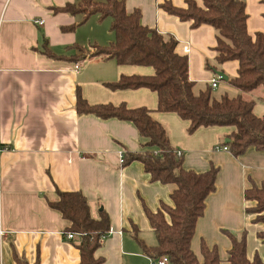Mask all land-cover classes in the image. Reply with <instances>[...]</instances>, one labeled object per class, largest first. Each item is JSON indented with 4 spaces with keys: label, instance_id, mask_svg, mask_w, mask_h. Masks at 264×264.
<instances>
[{
    "label": "crops",
    "instance_id": "1",
    "mask_svg": "<svg viewBox=\"0 0 264 264\" xmlns=\"http://www.w3.org/2000/svg\"><path fill=\"white\" fill-rule=\"evenodd\" d=\"M67 1L73 0H0V264H17V258L27 264H78L79 238L66 236L69 222L49 205L58 198L57 188L81 191L93 217L101 210L108 214L109 233L95 250V256L103 258L101 264L149 261L131 227H136L147 244H154L143 204L154 211L160 202L170 203L175 186L151 181L137 160L121 163V153L144 149L134 124L77 112V88L89 104L146 106L165 128L171 146L182 153L185 168L202 172L211 164L218 167L215 190L205 199L191 239L198 256L203 240L209 246L216 244L220 264H228L230 240L223 230L237 236L246 230L247 256L258 252L264 258V242L256 235L263 225L251 222L245 208L252 202L243 196L251 181L259 184L264 180V151L248 147L234 157L223 149L232 127L201 126L189 132L187 120L174 112L155 110L154 91L106 85L121 75H150L151 66L117 64L100 57L67 59L76 53L74 46L106 45L113 38L109 27L102 31L104 18L99 20L96 15L65 31L63 27L77 23L80 17L53 11ZM163 1L125 0V7L127 11L138 8L143 24L164 38L172 35L177 40L176 50L187 56L188 76L197 93L215 75L205 67L206 61L215 63V31L208 24L191 27L189 21L159 7ZM169 1L185 6L184 0ZM244 1L247 31L264 32L263 3ZM44 38L55 57L40 51ZM185 44L187 53L182 51ZM76 62L78 69H74ZM237 67L236 60H228L217 70L230 78ZM226 81L217 82L215 97L229 91V96L239 93ZM241 94L254 101L256 116L264 115V87Z\"/></svg>",
    "mask_w": 264,
    "mask_h": 264
},
{
    "label": "trees",
    "instance_id": "2",
    "mask_svg": "<svg viewBox=\"0 0 264 264\" xmlns=\"http://www.w3.org/2000/svg\"><path fill=\"white\" fill-rule=\"evenodd\" d=\"M185 6H176L171 1L159 3V7L189 21L191 27L202 24L211 25L215 31V63L206 61L205 67L215 71L218 65L228 60L238 63L236 75L227 79V84L239 93L219 97L212 95L208 83L204 89L195 93L194 82L188 76V59L176 50L177 40L172 36L164 38L155 28L141 22L138 8L127 11L125 0H73L54 12L78 15L79 21L63 27L72 31L77 24L89 16L96 15L99 20L109 16L112 40L106 45L93 44L90 47L74 46L76 53L66 58L72 61L86 57L113 59L117 64L151 66L150 75H121L116 81L106 83L112 89L146 87L157 95L156 111L174 112L189 122L188 131L201 126H230L233 128L224 145L237 157L248 148L264 151V115L253 113V100L245 99L241 92H249L259 86L264 87V32L247 31L244 0H184ZM264 5V0H261ZM264 17V12H263ZM40 51L47 56L56 55L50 50L46 38ZM92 48V50H91ZM64 57V56H63ZM264 100V97H263ZM76 110L91 113L100 118L114 117L131 121L144 149L139 152L125 151L121 163L139 161L150 176L151 181L163 184L172 183L170 203L160 202L156 210L143 204V210L155 237L154 244H147L138 235L134 225L131 234L137 240L141 252L151 259L165 256L169 264H220L216 244L207 245L203 240L199 245V256L191 247L195 225L205 209V199L215 190L218 167L211 164L202 172L183 166L182 153L177 154L171 146L163 125L155 119L152 110L146 106L127 107L125 103L89 104L76 90ZM57 200L49 205L57 209L69 222L67 231L79 238L78 264H101L103 258L95 256V250L110 230L108 214L101 210L97 217L90 213L85 195L79 191L56 189ZM246 201L245 212L251 215V222L261 223L263 229L257 237L264 242V180L257 184L251 181L243 191ZM230 240L226 261L228 264H264L258 252L251 258L247 256L246 230L239 236L223 230ZM17 264H27L17 258ZM33 264H38L34 262Z\"/></svg>",
    "mask_w": 264,
    "mask_h": 264
},
{
    "label": "built area",
    "instance_id": "3",
    "mask_svg": "<svg viewBox=\"0 0 264 264\" xmlns=\"http://www.w3.org/2000/svg\"><path fill=\"white\" fill-rule=\"evenodd\" d=\"M38 23L42 24V20H39ZM188 50H189V46L187 44L183 45L182 51L187 53ZM78 68H79V63L76 62L74 65V69H78ZM218 79H219V77L216 74L213 77H211L209 84H210L212 89L216 88ZM223 149L227 150V147L224 145ZM176 152H177V154H181V152L179 150H176ZM122 159H123V155L121 153L120 154V161H122ZM66 236L68 238H72L73 236H75V234L72 231H68V232H66ZM149 260H150V264H169L168 260L165 256H162L158 259L149 258Z\"/></svg>",
    "mask_w": 264,
    "mask_h": 264
},
{
    "label": "rangeland",
    "instance_id": "4",
    "mask_svg": "<svg viewBox=\"0 0 264 264\" xmlns=\"http://www.w3.org/2000/svg\"><path fill=\"white\" fill-rule=\"evenodd\" d=\"M110 21H111V19H110V17L109 16H107V17H105L102 21H101V26H102V31L103 30H105V29H107V27H109V25H110ZM101 30V29H100ZM222 80H220V79H218V83H220ZM219 85V84H218ZM215 90H219V87L218 88H214V89H212V95H216L215 94ZM229 93H231V91H229L228 92V95H231V94H229ZM147 264H150V260L149 261H147Z\"/></svg>",
    "mask_w": 264,
    "mask_h": 264
},
{
    "label": "water",
    "instance_id": "5",
    "mask_svg": "<svg viewBox=\"0 0 264 264\" xmlns=\"http://www.w3.org/2000/svg\"><path fill=\"white\" fill-rule=\"evenodd\" d=\"M214 73L219 77L220 80H227V75L224 74L221 70H215ZM229 138H227L224 142H228Z\"/></svg>",
    "mask_w": 264,
    "mask_h": 264
}]
</instances>
